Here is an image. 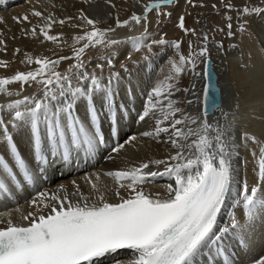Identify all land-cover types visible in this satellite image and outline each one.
Wrapping results in <instances>:
<instances>
[{
  "label": "snow or ice",
  "instance_id": "obj_1",
  "mask_svg": "<svg viewBox=\"0 0 264 264\" xmlns=\"http://www.w3.org/2000/svg\"><path fill=\"white\" fill-rule=\"evenodd\" d=\"M105 2L116 7L112 0ZM134 4L141 9L139 13L133 10L123 20L117 15L114 26L106 27H100L106 22L90 17L83 7L77 15L64 18L39 10L30 13L37 23L21 28V37L52 42L58 48L67 44L71 55L52 59L26 51L20 63L35 67L0 77V94L8 98L0 103V145L9 157L0 154V193L26 190L57 166L72 167L90 160L109 141L112 146L106 158L115 159L111 154H119L137 140L133 135L120 142V123L135 110L125 103L135 99L130 83L123 85L124 99H118L124 82L121 72L130 76L128 65L121 62L116 70L112 55L93 65L92 59L85 58L91 48L125 44L132 51L150 53L154 46L174 50L168 60L169 73L147 92L135 112V122L154 120V126L139 136L161 142L164 134L167 139L162 142L175 151L164 159L86 177L91 194L85 195L77 185L71 194L78 197L75 201L67 193L38 191L29 202L34 211L20 217L26 223L0 220V264H99L120 251L131 253L126 264H234L225 242L235 240L246 248L250 234L264 226V139L240 127L238 104L218 99L212 59L213 51L226 57L237 47H227L225 40L243 37L253 20H264V0L239 4L216 0L211 9L221 23L211 25H205L202 13L189 24L192 13L187 10L173 19L180 0H134ZM184 4L191 9L209 7L204 0H184ZM13 19L31 24L29 14ZM54 25L79 29L80 34L73 35L68 44L63 32L50 34ZM153 25L158 38L149 32ZM168 25L181 38L167 39L163 29ZM137 27L142 29L138 37L117 40L110 35ZM0 46V51H7L4 39ZM20 54L19 48L14 49V56ZM124 59L131 61L130 51H125ZM66 61L72 63L57 70ZM8 66L9 61L0 60V68ZM184 76L191 77V87L181 85ZM197 81L202 84L200 89ZM12 84L20 88L9 90ZM31 87L34 91L23 95ZM177 94L182 98L176 99ZM212 111H218L219 118L209 121ZM14 134L27 138L31 164L20 153ZM241 148L253 159L251 182L241 171V164H247L246 158L241 162ZM160 166L163 171L149 170ZM101 176L109 177L115 187L101 191L97 183ZM163 177L174 181L164 196L145 193L143 186ZM107 191L116 202L106 198ZM238 210L243 221L237 218ZM251 264H264V255Z\"/></svg>",
  "mask_w": 264,
  "mask_h": 264
},
{
  "label": "bare ground",
  "instance_id": "obj_2",
  "mask_svg": "<svg viewBox=\"0 0 264 264\" xmlns=\"http://www.w3.org/2000/svg\"><path fill=\"white\" fill-rule=\"evenodd\" d=\"M81 7H83L90 17L94 19L98 18L106 22L101 24L100 27H106L109 23H114L113 17L117 15L123 17L118 9L109 7L105 0H88L87 3H84L83 0H0V21H2L0 22V33H2L0 39H4L7 46L6 52L0 51V60L13 63L16 59L21 60L23 58V53L26 51L31 52L34 56H42L45 52H49L56 48L54 45H50V42L41 43L40 40L21 37V28H29L31 25L37 23V18L30 14L33 10L43 11L45 14L52 12L57 18H64L69 15H77V10ZM135 11L139 13L141 9L135 6ZM25 14H29L31 24H18L13 19L14 17H21ZM152 27L153 26L149 28V31ZM57 29H66L63 39L67 41L68 44L72 43L71 37L73 35L80 34V32L76 33L72 28L67 26L61 27L59 25H54L50 34L56 35L55 32ZM141 32L142 29L138 27L131 30L122 28L110 35L117 40H127L129 37L140 36ZM13 37H15V39ZM260 45H258L256 41H253L248 49H245V47H243L244 49L238 48L231 54L229 53L226 59L224 56L213 51L212 59L213 69L217 76V80H219L217 86L219 88L221 100L225 104H238L240 127L254 134L256 137L264 139V48ZM2 47L3 46H0V48ZM246 47H248V45ZM16 48L21 50V54L14 56L13 52ZM104 49L107 52L98 58H94L92 60L93 65L96 62H103L105 57L109 55H112L115 61L116 70L120 69L121 62L127 63L130 76L121 72V76L124 77V82L121 85V96L118 99H124L125 92L123 85L129 83L132 86V95L135 97V99L130 102L125 100V103H130L134 106L135 110L131 113L129 119L120 123V142L123 143L133 135H136L138 138L135 142L126 144L119 154H111L115 159L106 158L109 155L108 150L112 145L105 149H99L95 157L88 160L89 166L85 171H79L76 175L69 173L67 178L59 179L54 184L44 189L45 192L56 195H64L67 193L73 201L78 198L77 196L71 195L76 192L77 185L85 195L91 194V188L86 177H94L96 173H104L118 168L123 169L153 159H164L175 151L171 148L170 144L162 142V140L167 139V136L164 134H162L160 138L161 142L139 136L140 132L150 130L154 126V120H148L147 123L135 122V112L136 110H140L141 105L146 99L147 92L151 90L156 82L163 80L169 73L170 65L168 60L174 57V50L171 48L162 49L158 46H154L150 53L147 52L146 49L132 51L131 46L125 44H119L114 48ZM125 51L131 52V61H125ZM145 56L148 57L147 60H145ZM229 65H232L234 70H231ZM231 74H234V78L231 77ZM181 85L191 87V77L184 76ZM196 86L197 89H200L202 87L201 82L197 81ZM16 87H18V85ZM32 92L33 91L26 88L23 95H28ZM15 98L16 97H13L12 99ZM175 98L181 99L182 94H177ZM7 99V97L0 94V103L5 102ZM188 110L193 111L191 108ZM214 118H219L218 111H214V113L208 117L209 121H212ZM105 122L107 123V121ZM14 139L17 142L19 151L26 156L31 164V160L28 157L30 149L27 138L14 134ZM0 151L6 159H9L2 145H0ZM240 158L241 162L245 158L247 159L246 165L241 164V171L247 174L251 182L253 169L252 156L249 151L241 148ZM70 169L74 171L78 169V165L74 164L73 168L57 166V172L54 173V175L59 173L65 174L64 172ZM149 170L163 171V166L159 168L151 167ZM73 181H75V184H73ZM97 183L101 191H105L106 188L112 189L115 187L114 182L106 176H101L100 181ZM170 183L174 184V181L167 177H163L157 178L143 187L146 194L155 195L156 193H160L161 196H164L167 185ZM61 188L64 189L63 192ZM106 198L110 202H116L111 191L106 192ZM29 211H34L29 202L21 203L18 206H7L1 209L0 220L6 221L11 218L16 223H26L22 221L20 217L22 214H27ZM43 211L47 212L48 210L44 209ZM237 218L243 221V216L239 210L237 211ZM225 247L231 255L234 264H251L254 258H259L264 255V226L257 227L255 232L250 234V239L246 248L242 249L235 240L226 241ZM130 256L131 253L120 251L114 256L107 257L103 264H114L116 260L123 261L126 264ZM237 257L240 259V262L235 261ZM201 264H204V262L202 261Z\"/></svg>",
  "mask_w": 264,
  "mask_h": 264
},
{
  "label": "rangeland",
  "instance_id": "obj_3",
  "mask_svg": "<svg viewBox=\"0 0 264 264\" xmlns=\"http://www.w3.org/2000/svg\"><path fill=\"white\" fill-rule=\"evenodd\" d=\"M112 2L116 5L115 9H118L119 12L122 13L123 17H119L121 20L128 18L131 12L135 10V4L133 0H112ZM144 2H147V0H144ZM204 2L209 5L208 8L191 9V8H187V6L184 4V0H180V7H177L174 9L173 19H175L177 15L183 14V12L187 10L192 13V15L188 17L189 24L192 23L193 17L196 16L198 13L203 14L205 25H211L214 21L217 24L221 23L220 17L217 16L211 9V4L215 3L216 0H204ZM233 2L239 4V3H242L243 0H233ZM253 2L258 3L259 0H253ZM222 14L223 13H221V15ZM109 24L114 25V23H109ZM72 30H74L76 33L80 32L79 29H72ZM65 31L66 29H57L55 34H59L61 32L64 33ZM163 31L168 33V36L166 38L169 40L181 38V33L173 29L171 25H168L167 27H165ZM149 32L153 34L152 38H158L155 35L156 33L155 25H153V27L151 28ZM216 39H220V37L217 36ZM253 41H256L258 45L261 44L260 46L264 48V20H260V19L253 20L248 29V33H246L243 37H241L240 35H237L232 40H225V44L227 47H230L232 44H236L237 47L235 49L230 50L227 56L226 57L224 56V58L225 59L228 58L229 53L231 54L233 51H235L238 48L244 49L243 47H245V49H248L249 45L252 44ZM50 45H54L56 48L53 50H50L49 52H45L44 55L42 56H47L49 58L56 59L60 55H71V49L67 46V44L62 45L61 48H58L57 45L53 44L52 42H50ZM247 45L248 47H246ZM76 46L79 47V45H76ZM183 47H184V50H186V45H184ZM106 52L107 51L102 46L98 48H91L87 50V55L85 58L93 60L94 58H98L104 55ZM69 63H72V61L63 62L60 66H58L57 70L62 71L65 67H67V64ZM34 67L35 65H31V66L25 65V64L20 63V60L16 59L15 61H13V63H9V66L7 68H0V77L11 76L16 71H27ZM229 67L231 70H234L232 65H229ZM231 77L234 78V74H231ZM17 85L18 87H16ZM8 88L9 90L15 91L20 88V85L12 84L8 86ZM28 89L31 91H34V87H31Z\"/></svg>",
  "mask_w": 264,
  "mask_h": 264
},
{
  "label": "water",
  "instance_id": "obj_4",
  "mask_svg": "<svg viewBox=\"0 0 264 264\" xmlns=\"http://www.w3.org/2000/svg\"><path fill=\"white\" fill-rule=\"evenodd\" d=\"M217 76H216V74H215V72L213 71V84H215L216 85V89H217V96H218V99H220L221 100V97H220V92H219V88H218V86H217ZM214 113V111H212V112H210V114L209 115H212Z\"/></svg>",
  "mask_w": 264,
  "mask_h": 264
}]
</instances>
